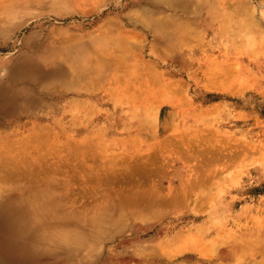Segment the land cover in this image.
Segmentation results:
<instances>
[{
    "label": "rangeland",
    "instance_id": "1",
    "mask_svg": "<svg viewBox=\"0 0 264 264\" xmlns=\"http://www.w3.org/2000/svg\"><path fill=\"white\" fill-rule=\"evenodd\" d=\"M79 1L0 0V97H12L0 98V195L43 175L83 225L111 193L143 202L122 229L42 264H225L240 242L263 250L264 0H187L181 13ZM27 58L57 75L38 82Z\"/></svg>",
    "mask_w": 264,
    "mask_h": 264
},
{
    "label": "bare ground",
    "instance_id": "2",
    "mask_svg": "<svg viewBox=\"0 0 264 264\" xmlns=\"http://www.w3.org/2000/svg\"><path fill=\"white\" fill-rule=\"evenodd\" d=\"M44 1L45 0H21L20 3H22V6H20V9L22 7L25 9L34 8L35 6L40 5V3L44 2ZM48 1H50V0H48ZM54 1L55 2L57 1V5L58 4H60V5L61 4L62 5L72 4L73 5L76 3L77 0H54ZM108 1L109 2H107L106 5H109L111 2V0H108ZM112 2H113V0H112ZM167 2H168V0H167ZM216 2H218V1H216ZM227 3H230V2H227ZM113 4L121 6V7H124V6L126 7V4H128V2L127 1L124 2V0H120V1L117 0L116 2H113ZM146 4L149 6H154V7L157 6L156 1H154V0L146 1ZM203 4H205V3H203ZM60 5H59V7H60ZM161 5H163V4H161ZM166 5H167L166 8L169 9V11L170 10H179V9H183V8L188 9L189 7L191 8V6H192V5L188 6L187 0H169V2ZM9 6H11V5H9ZM84 8H86V7H83V12H84ZM20 9H18V11ZM53 10H55V9H53ZM56 11H57V9H56ZM108 12L110 13V11H108ZM179 12H180V10H179ZM87 13H89V12H87ZM98 14H100V13H98ZM175 16H177V14ZM181 16L183 17V14ZM169 17H171V16L169 15ZM164 18H165V16H164ZM164 18H162V19H164ZM8 19H10V18H8ZM120 20H122V19H120ZM160 20H161V18H160ZM170 20H171V18H170ZM173 20H174V18H173ZM108 21H110V20H108ZM26 22H29V21H26ZM186 22H187V20H186ZM64 23H65V21H64ZM165 23L166 22H164V24ZM142 24H143V22H142ZM187 24H188V22H187ZM187 24H186V26H187ZM165 25L167 26V24H165ZM157 26H158V24H157ZM180 26H181V24H180ZM146 28H148V27H146ZM129 36H131V35H129ZM59 38L60 37H58V39ZM66 53H67V51H66ZM33 60H34L33 58H30V59L27 58V61H30V62L32 61L33 63L31 65L38 70L37 71L38 73L33 76V79L39 78V80H37V81L43 82V81L48 80L50 76H52L54 74H55V76L57 75L58 70L56 69V66H54V67L51 66L49 69H44V68H41V66H39L36 62L34 63ZM24 66H25L24 64H21V66L19 67L21 69L20 71H22L23 69L25 70ZM29 67H31V66H29ZM90 68H91V66H90ZM15 72H16V70L12 71L10 74H15ZM13 97H15V96H13ZM0 98H2L3 101L5 100L6 102H8L12 99L10 94H4ZM13 100H15V99H13ZM36 126H38V125H36ZM34 139H36V138H34ZM87 159H88V157H87ZM90 160H91V157H89V162H90ZM5 161L6 160H4L2 162L5 163ZM8 163L10 164L11 162H7V164ZM12 165L15 166L14 164L11 163L10 165H6L5 167H12ZM5 169H6L5 171L8 173V175L10 172H11L10 174L18 173L16 168H15L16 170L12 169V168H8V169L5 168ZM141 169H143V168H141ZM8 175H6V176H8ZM18 175H21V174H18ZM1 176H3V175H1ZM35 179L36 180H33L31 183L27 182L28 184L25 185V187H15V186L14 187L13 186L7 187L6 189H4L3 194L0 195V258H3V259L8 260V261H12V262H17V263H32V264H42L43 262H45V260L48 261V259H50V258H55V259L60 258L59 254L61 253V250L63 248H65V246L67 247V245L72 240L78 242V244L76 245L77 248H81L83 246L88 245L90 242H95L100 237L107 234L111 229H116V230L122 229V223H123V220L126 216L124 213H127L126 211L130 210V208L127 209V207H133V206H131V205H134L133 201L134 202L142 201V200L136 201L132 198V201H130V202H118L116 200L117 198H115L116 195L114 196L111 193L110 194L111 196L108 200L106 207L99 208V209L97 208V210L95 212H93V214L95 215L94 219L90 220V222L87 223V225H83V224H80V218L79 217H75L74 219H72L71 217H68L66 215L70 212H68V213L64 212L65 207L60 206L59 199H60L61 195L59 194L58 191H56L57 188L54 185L51 178H45V176L43 177V175H42V176H38V178H35ZM35 182H36L37 186H33V184ZM182 187H183V185H182ZM156 198H158V197H156ZM162 198H164V197H162ZM160 199H161V197H160ZM162 200H159V201H162ZM157 206H155V207H157ZM143 207H142V209H143ZM155 207H153V208L155 209ZM128 212L131 213V211H128ZM83 216H84V214H83ZM115 232H117V231H115ZM260 244L257 243L256 241L240 242L238 244H235L233 247H231L229 249L230 253L225 252L222 258L224 260V259L233 258V256H234V261L232 263H225V264H264V251H263L264 249L262 250V248L259 247ZM256 249L259 251L255 252ZM219 264H222V263H219Z\"/></svg>",
    "mask_w": 264,
    "mask_h": 264
}]
</instances>
